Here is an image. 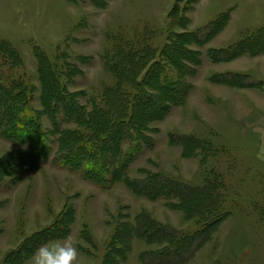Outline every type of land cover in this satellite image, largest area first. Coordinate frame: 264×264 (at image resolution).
Instances as JSON below:
<instances>
[{"label": "rangeland", "instance_id": "rangeland-1", "mask_svg": "<svg viewBox=\"0 0 264 264\" xmlns=\"http://www.w3.org/2000/svg\"><path fill=\"white\" fill-rule=\"evenodd\" d=\"M104 3L0 0V40L22 58L21 66L3 68L2 75L16 82L23 74L32 88L31 106L42 111L32 50L37 46L59 72L76 64L82 74L69 77L66 72L61 81L70 92L83 91L78 99L87 109L89 100L101 105L102 94L115 84L108 66L117 45L148 35L160 51L170 21L176 20L169 13L178 5L175 31L184 33L198 56L187 78L190 92L183 104L149 123L144 131L149 146L135 153L126 176H114L105 186L62 166L55 160V144L47 158L24 163L27 148L0 136V162L9 158L16 166L0 174V264H28L40 244L65 239L77 247L78 264H103L110 249L119 247L113 243L118 226L134 223L139 215L183 233L195 231L200 216L187 217L167 200L130 190L128 183L146 172L189 187H203L209 179L224 185L223 210L229 214L195 248V242L191 245L182 263L172 264H264V0ZM42 125L50 128L44 114ZM187 136L208 146L191 151ZM57 223V232L48 236ZM123 235L127 247L118 264H150L147 253L162 246L129 238L127 231ZM169 254L170 260L178 255Z\"/></svg>", "mask_w": 264, "mask_h": 264}, {"label": "trees", "instance_id": "trees-1", "mask_svg": "<svg viewBox=\"0 0 264 264\" xmlns=\"http://www.w3.org/2000/svg\"><path fill=\"white\" fill-rule=\"evenodd\" d=\"M89 1L97 6L105 5L104 0ZM180 14L178 5H174L169 16L176 20L170 21L167 42L160 51L150 44L148 35L136 42L124 41L117 45L108 66L115 76V84L104 91L101 105L89 100V109L78 99L83 91H68L66 83L60 79L66 72L73 77L81 75L82 71L74 64L59 72L37 46L32 50L41 85L42 111L34 109L31 106L33 95L29 93L32 88L25 83L23 74L17 75L16 82L2 75L3 68L12 70L21 66L22 58L9 43L0 40V136L27 148L24 163L47 158L51 145L55 144V160L69 170L80 171L91 180L102 182L101 186L109 184L114 176H126L135 153L151 142V138L144 135L149 123L161 120L171 107L183 104L190 92L187 78L198 56L188 47L189 41L183 39L184 33L175 31ZM42 114L50 128L43 127ZM72 124L74 128L64 127ZM186 140L191 144V151L203 150L204 144L208 146L191 136ZM122 146H125L124 151ZM1 164L5 165L0 167V174L11 173L9 168L16 167L9 158ZM120 168L124 172H120ZM146 173L143 179H132L128 183L134 194L167 200L168 206L183 210L187 217L200 216L201 222L192 233H183L154 222L146 215L137 216L134 223L123 221L113 238V243L119 247L110 249L103 264H118L122 259L120 253L127 247L124 231L129 238L136 236L149 244L162 245L147 253V263H182L191 245L195 242V248L199 238L206 236L229 214L223 210V183L216 184L209 179L203 187H189L159 173ZM59 225H53L47 231L48 236L57 232ZM173 250L178 255L170 260L169 252Z\"/></svg>", "mask_w": 264, "mask_h": 264}, {"label": "clouds", "instance_id": "clouds-1", "mask_svg": "<svg viewBox=\"0 0 264 264\" xmlns=\"http://www.w3.org/2000/svg\"><path fill=\"white\" fill-rule=\"evenodd\" d=\"M28 264H78L77 247L68 239L40 244L28 256Z\"/></svg>", "mask_w": 264, "mask_h": 264}]
</instances>
